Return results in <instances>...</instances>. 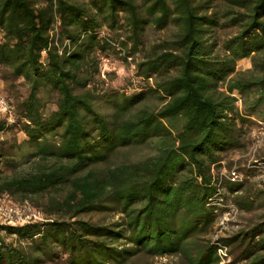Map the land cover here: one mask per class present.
<instances>
[{
  "label": "trees",
  "instance_id": "16d2710c",
  "mask_svg": "<svg viewBox=\"0 0 264 264\" xmlns=\"http://www.w3.org/2000/svg\"><path fill=\"white\" fill-rule=\"evenodd\" d=\"M221 1L230 7L228 24L238 31L223 41L221 57H211L203 34L217 22L199 13L193 0H0V66L28 83L27 96L11 110L31 148L28 156L35 159L28 173L1 178L0 192L50 194L66 188L63 196H49L46 209L68 213L44 222L0 224V264L61 257L65 264H122L141 251L176 253L187 264H216L217 243L228 248L234 264H264V215L213 242L199 238L219 209L211 203L218 182L210 169L219 153L241 147L245 115L256 113L264 101V0ZM148 23L176 27L172 40L150 45L135 64L136 76L162 77L143 92L108 96L113 112H98L96 94L85 88L97 72L95 53L118 49L101 28L125 27L124 55L131 56ZM244 57L251 58L257 74L229 77ZM224 81L225 91L217 90ZM40 89L56 94L55 109L47 114L39 109ZM233 90L256 95L246 113L235 109ZM146 94H156L162 104L138 106ZM5 128L0 119V131ZM144 143L153 145L150 156L100 166L111 153ZM242 182L224 186L238 192ZM233 201L245 210L254 203L264 206V189ZM105 210L119 217L107 224L70 220ZM5 236L24 246L5 242Z\"/></svg>",
  "mask_w": 264,
  "mask_h": 264
},
{
  "label": "rangeland",
  "instance_id": "374dc122",
  "mask_svg": "<svg viewBox=\"0 0 264 264\" xmlns=\"http://www.w3.org/2000/svg\"><path fill=\"white\" fill-rule=\"evenodd\" d=\"M81 1V0H75ZM139 2V0H135ZM193 4H199L197 10L199 13L211 14L216 19V25L207 29L203 34V40L210 49V56L221 57L224 54L222 43L224 40L233 36L238 31V26L229 25L228 20L232 16L227 13L230 10L221 0H193ZM208 6V7H204ZM232 10V9H231ZM101 35L110 36L117 41V50L97 52L95 53L97 61V72L91 76L90 82L85 86L96 94L94 107L102 114H111L113 112L111 95L131 94L143 92L149 86H153L154 82L162 76H150L142 78L135 74V64L145 56V52L152 44L161 41L172 40L176 34V27L171 23H167L162 28H156L148 23L144 25L141 34V45L138 51L133 55H124L128 51V43L125 42L126 28L111 32L105 27L101 28ZM92 70V69H91ZM171 73H173L171 71ZM257 74L252 70L251 58L244 57L236 60L234 73L229 77L249 78ZM165 76V75H164ZM225 81L217 84V90L225 91ZM28 83L21 77L13 78L6 67L0 66V97L4 99L6 107L0 105V119L6 120V128L0 131V179L10 176H21L28 173L34 166V158L28 156L31 148L25 143L26 136L20 129L21 123L13 118L12 106L17 101L25 98L28 93ZM234 97L235 109L244 114L247 112L249 104L255 98V94L250 92L246 94H238L233 90L229 93ZM39 109L43 114H47L55 109L56 94L47 89H40L37 92ZM110 98V99H109ZM156 94H146L139 102L138 106H145L150 109H156L162 104ZM247 122L241 125L239 132V141L241 147L226 150L219 153L220 160L211 167L210 172L213 178L220 184L221 192V208L215 216L213 222L207 229L201 233L200 240L202 242H213L218 238L227 237L235 233L239 229H244L251 223L260 220L264 215V206L253 204L251 209L245 210L234 204L235 196L253 192L257 188L263 189L264 174L256 169L249 168L253 160L264 159V101L256 108L253 115H245ZM255 136H259L258 143H255ZM154 153L152 143H144L138 146H131L119 149L111 153L106 162L100 164L101 167L120 163L134 162L144 159ZM231 168H235L243 175V182L240 191H227L224 183L226 182L224 175ZM66 188L52 191L49 193L27 194L0 192V202L17 203L27 200L35 208H39L48 219L66 218L68 213L61 210H47L49 204V196L57 193L63 196ZM119 215L112 211H88L78 213L74 219H81L97 224H107L116 220ZM0 235H4L0 231ZM5 242L11 243L13 246H24L21 241L15 240L12 236H5ZM226 264L232 263V256L228 253ZM42 264H65L64 257L53 261H46ZM122 264H187L185 258L179 254H169L162 256H150L145 253L138 252Z\"/></svg>",
  "mask_w": 264,
  "mask_h": 264
},
{
  "label": "built area",
  "instance_id": "2783aa9c",
  "mask_svg": "<svg viewBox=\"0 0 264 264\" xmlns=\"http://www.w3.org/2000/svg\"><path fill=\"white\" fill-rule=\"evenodd\" d=\"M58 22L55 21L52 29L50 30V34H57ZM67 45V41L64 40L62 42V46ZM61 48L58 49L60 53ZM0 105L2 107H6L4 99L0 97ZM259 136H255V143H258ZM249 168L256 169L261 171L264 174V159L261 160H253V162L249 165ZM224 178L228 182H242L243 175L237 171L235 168H231L228 170ZM264 189V182H263ZM221 192L220 185L217 184L216 192L213 195V202L217 208H221ZM219 209H216L217 213ZM50 220L45 217L44 213L39 209L32 206L27 200H22L17 203H2L0 202V224L1 225H22L26 223L33 222H44ZM215 254L217 256L216 264H226L228 259V248L226 246L220 245L217 243Z\"/></svg>",
  "mask_w": 264,
  "mask_h": 264
}]
</instances>
